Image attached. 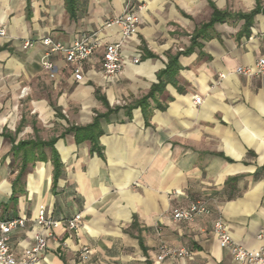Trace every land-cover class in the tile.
<instances>
[{
    "label": "crops",
    "instance_id": "1",
    "mask_svg": "<svg viewBox=\"0 0 264 264\" xmlns=\"http://www.w3.org/2000/svg\"><path fill=\"white\" fill-rule=\"evenodd\" d=\"M129 2L140 22L118 75L105 77L103 48L81 80L46 57L48 37L119 41L105 24ZM0 29V219L84 216L38 264H239L219 218L237 244L264 245V79L237 72L264 58V0H0ZM198 201L209 214L173 219ZM36 231L11 235L19 259ZM162 245L192 256L159 262Z\"/></svg>",
    "mask_w": 264,
    "mask_h": 264
},
{
    "label": "built area",
    "instance_id": "2",
    "mask_svg": "<svg viewBox=\"0 0 264 264\" xmlns=\"http://www.w3.org/2000/svg\"><path fill=\"white\" fill-rule=\"evenodd\" d=\"M139 17L136 11L131 7L130 2L127 4L124 13L106 22L105 27L118 26L119 41L115 43L104 44L99 37V33L84 35L69 45L62 42L54 41L51 38L41 40L43 46L47 48V56L54 53H61L68 64L74 66V73L77 80L82 79V65L89 60L99 48L104 49L102 70L106 78L118 75L123 69L124 56L122 52L124 42L132 36L139 25ZM0 37H6V31L0 29ZM35 42L26 41L25 49L34 47ZM136 64L139 60L134 61ZM43 67L50 71L54 70V65L49 60H44ZM237 72L245 76H253L264 79V58L257 61L254 67H239ZM195 104H200L201 99L195 97ZM210 209L203 202L191 203L187 208L176 210L173 214L175 221L193 222L195 219L207 215ZM84 216L79 213L69 219H54L49 216L46 208L41 207L35 218L22 216L13 219H0V264H38L44 260L48 248V242L54 241L57 247H60L61 240L56 231L62 227L70 231H75L83 223ZM29 223H32L37 229L33 245L27 248L21 259L18 258L10 244L11 235L19 230H25ZM212 231L218 238L221 248L228 250L233 258L239 264H264V245L256 250L250 251L237 244L232 239L227 223L219 218L214 224ZM264 240V233L259 235ZM84 253H87L85 249ZM192 253L186 247H172L162 245L158 261L166 259L191 258Z\"/></svg>",
    "mask_w": 264,
    "mask_h": 264
},
{
    "label": "trees",
    "instance_id": "3",
    "mask_svg": "<svg viewBox=\"0 0 264 264\" xmlns=\"http://www.w3.org/2000/svg\"><path fill=\"white\" fill-rule=\"evenodd\" d=\"M153 95V94H152ZM152 97V96H151ZM146 100H147V98H145V99H143V101L141 102V104H143V105H145V102H146ZM97 125V123L96 124H94V125H92V126H90V127H88V128H82L81 129V131H83V137L84 138H86L85 136V134H89L90 132H91V129L93 128V127H95ZM88 137V136H87ZM88 139H92V136L90 135L89 137H88ZM59 173H60V165H59V163H57L56 164V178L58 177V175H59Z\"/></svg>",
    "mask_w": 264,
    "mask_h": 264
},
{
    "label": "rangeland",
    "instance_id": "4",
    "mask_svg": "<svg viewBox=\"0 0 264 264\" xmlns=\"http://www.w3.org/2000/svg\"><path fill=\"white\" fill-rule=\"evenodd\" d=\"M16 164H17V163L12 164V165H13L12 167H13V168H16Z\"/></svg>",
    "mask_w": 264,
    "mask_h": 264
}]
</instances>
